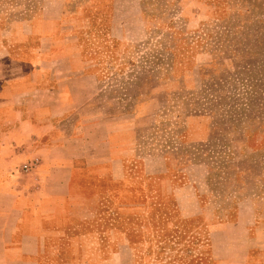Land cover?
I'll use <instances>...</instances> for the list:
<instances>
[{
	"label": "rangeland",
	"instance_id": "1",
	"mask_svg": "<svg viewBox=\"0 0 264 264\" xmlns=\"http://www.w3.org/2000/svg\"><path fill=\"white\" fill-rule=\"evenodd\" d=\"M52 40L94 58L97 116L136 133L124 162L81 167L59 261L239 264L264 251V0H0V85L8 62L30 74Z\"/></svg>",
	"mask_w": 264,
	"mask_h": 264
},
{
	"label": "crops",
	"instance_id": "2",
	"mask_svg": "<svg viewBox=\"0 0 264 264\" xmlns=\"http://www.w3.org/2000/svg\"><path fill=\"white\" fill-rule=\"evenodd\" d=\"M35 52L34 71L12 60L0 85V264H72L58 260V221L75 216L69 201L79 199L81 167L93 169L104 155L124 162L136 133L97 116L99 75L79 43L52 40ZM111 171L88 174L125 176ZM239 264H264V251Z\"/></svg>",
	"mask_w": 264,
	"mask_h": 264
},
{
	"label": "built area",
	"instance_id": "3",
	"mask_svg": "<svg viewBox=\"0 0 264 264\" xmlns=\"http://www.w3.org/2000/svg\"><path fill=\"white\" fill-rule=\"evenodd\" d=\"M37 165V161H33L31 163H25L22 167V170H24L25 172L31 170L33 167H35Z\"/></svg>",
	"mask_w": 264,
	"mask_h": 264
}]
</instances>
